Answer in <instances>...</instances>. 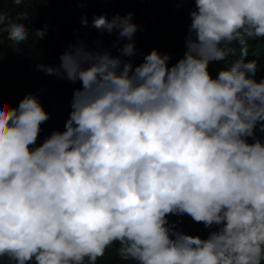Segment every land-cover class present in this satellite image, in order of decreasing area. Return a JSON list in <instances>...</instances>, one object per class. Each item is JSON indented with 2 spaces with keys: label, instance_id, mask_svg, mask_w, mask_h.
Returning a JSON list of instances; mask_svg holds the SVG:
<instances>
[{
  "label": "clouds",
  "instance_id": "9594fccd",
  "mask_svg": "<svg viewBox=\"0 0 264 264\" xmlns=\"http://www.w3.org/2000/svg\"><path fill=\"white\" fill-rule=\"evenodd\" d=\"M191 2L175 63L153 49L133 64L140 26L129 12L93 21L117 34L114 47L126 39L120 56L77 41L58 67L38 65L81 85L64 130L42 143L50 116L39 97L12 107L0 96V258L96 264L119 242L134 264H264V78L246 51L209 72L234 42L264 38V0ZM28 19L0 3V49L5 32L15 46L29 40ZM170 216L211 231L187 234Z\"/></svg>",
  "mask_w": 264,
  "mask_h": 264
},
{
  "label": "trees",
  "instance_id": "16d2710c",
  "mask_svg": "<svg viewBox=\"0 0 264 264\" xmlns=\"http://www.w3.org/2000/svg\"><path fill=\"white\" fill-rule=\"evenodd\" d=\"M0 3L14 20L20 14L29 17L23 21L30 31L26 43L12 45L6 39L7 33H3L0 96L12 107H17L29 93L39 97L50 118L41 125L38 144L53 131L64 130L71 112L73 92L81 87L79 82L73 83L39 70L38 65L58 67L59 57L67 46L77 41L84 42L90 50L108 52L113 57L120 56V47L126 39L114 47L117 34H108L95 28L93 21L100 16L111 21L114 16L129 12L133 14V22L140 26L133 37L136 48V54L131 58L133 64H140L153 49L162 54L169 53L172 57L169 63H175L184 54V41L190 24L189 13L194 9L191 0H48L47 3L20 5L0 0ZM36 30L45 31L42 39L36 37ZM245 40L246 47L234 42V53L226 61L209 65L213 77L246 51L247 59L257 61L256 79L264 78V38L245 37ZM257 135L264 139V135L259 132ZM169 220L180 222L178 227L190 235L206 238L211 231L188 216H170ZM0 264H15V261L3 257L0 258ZM96 264H134V261L122 258L119 242H115L106 249L104 256L97 259Z\"/></svg>",
  "mask_w": 264,
  "mask_h": 264
},
{
  "label": "rangeland",
  "instance_id": "374dc122",
  "mask_svg": "<svg viewBox=\"0 0 264 264\" xmlns=\"http://www.w3.org/2000/svg\"><path fill=\"white\" fill-rule=\"evenodd\" d=\"M189 20H190V18H189Z\"/></svg>",
  "mask_w": 264,
  "mask_h": 264
}]
</instances>
